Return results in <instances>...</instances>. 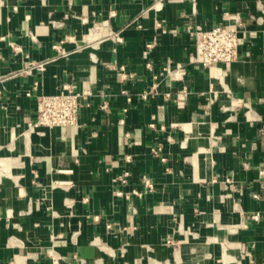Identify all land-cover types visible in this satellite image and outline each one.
<instances>
[{
  "label": "crops",
  "instance_id": "1",
  "mask_svg": "<svg viewBox=\"0 0 264 264\" xmlns=\"http://www.w3.org/2000/svg\"><path fill=\"white\" fill-rule=\"evenodd\" d=\"M238 18L235 62H190ZM66 85L78 125L35 126ZM0 264H264V0H0Z\"/></svg>",
  "mask_w": 264,
  "mask_h": 264
},
{
  "label": "built area",
  "instance_id": "2",
  "mask_svg": "<svg viewBox=\"0 0 264 264\" xmlns=\"http://www.w3.org/2000/svg\"><path fill=\"white\" fill-rule=\"evenodd\" d=\"M112 15H115V13H112ZM247 29L248 23L242 18H238L234 23L227 26H216L210 29L198 27L193 34L195 41L193 52L190 55V62L209 69L211 73L219 69L221 65L227 66L232 64L238 58L239 49L243 41L242 36L246 33ZM113 36L117 41H122L119 34L114 33ZM12 48L15 52H19L20 50L14 44H12ZM55 49L63 55L66 54L60 46H56ZM45 66V63H32L30 70L44 72ZM147 67L152 69L151 64H147ZM114 70L123 73L124 67H116ZM185 74V69L181 65H177L174 69H171L170 66L163 68L160 72L153 74L155 82L149 94H157L162 78L168 77L174 81H181L184 79ZM186 94V90H181L178 93L177 101H184ZM89 95L90 93H79L69 85L64 86L56 94L38 95L37 121L35 126L49 129L77 126L79 115L83 108L81 101ZM142 97L147 99L148 93H144ZM166 97L170 99L171 95L166 94ZM104 108H107V106H104ZM155 153L157 152L155 151ZM127 159L129 160L130 157H127ZM162 161L165 162L167 159L162 158ZM146 185L152 188L149 180H146Z\"/></svg>",
  "mask_w": 264,
  "mask_h": 264
}]
</instances>
